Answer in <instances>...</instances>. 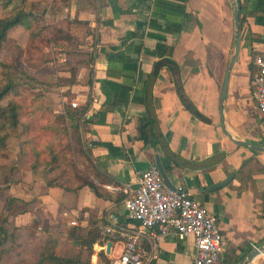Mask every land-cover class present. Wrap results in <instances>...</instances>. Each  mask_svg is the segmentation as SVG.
Here are the masks:
<instances>
[{"label": "crops", "instance_id": "0c3cea01", "mask_svg": "<svg viewBox=\"0 0 264 264\" xmlns=\"http://www.w3.org/2000/svg\"><path fill=\"white\" fill-rule=\"evenodd\" d=\"M45 1L55 3L48 9L51 18L86 21L92 35L85 36V44L92 46L93 59L91 83L69 85L76 106L85 107L86 165L66 164L59 183L44 182L38 202L44 216L82 227L95 225L102 242L92 244V264H102L98 251L110 260L119 252L120 232L136 231L139 245L149 249L152 239L126 214L121 188L135 187L137 171L155 164L157 154L171 185L215 215L222 234L221 264H238L252 246L264 242V150L235 142L224 130L232 138L264 146V116L256 107L251 83L256 70L253 55L261 49L264 33V0H236L238 22L242 19L238 52L222 101L223 127L219 91L234 36L229 0ZM29 11L37 14L33 8ZM23 27L12 26L6 38ZM26 34L24 29V38ZM162 46L170 47L177 72L163 64L154 67L166 54L160 55ZM84 71L78 66L76 78ZM175 83L206 119L184 105ZM146 103L156 119V146L143 144L136 136ZM164 141L178 163L165 153ZM230 172L233 176L224 185L209 188ZM105 225L112 226L113 233H104ZM157 244L155 256L145 264L191 263V236H166ZM250 264H264V253Z\"/></svg>", "mask_w": 264, "mask_h": 264}, {"label": "rangeland", "instance_id": "374dc122", "mask_svg": "<svg viewBox=\"0 0 264 264\" xmlns=\"http://www.w3.org/2000/svg\"><path fill=\"white\" fill-rule=\"evenodd\" d=\"M54 5L45 0L38 5H30L27 0H10L2 5L0 0V16H7L18 7L33 8L37 14L30 25H44L47 37L37 43L38 50H28L24 46V29L28 32L30 28L23 27L21 31H13L14 37H7L0 46V81L8 79L15 86V92L0 99V105L11 99L20 104L18 121L4 129L6 137L0 145V264H39L37 252L46 233L58 236L59 254L73 257L78 250L80 261L86 264L85 252L70 243L55 225L56 219H47L38 204L44 182L59 183L66 164L86 165L85 152L79 154L75 145L68 146L63 115L74 100V92L69 88L73 73L68 75L74 65L68 52L84 50L83 44L88 39L83 25L68 22L63 16L58 20L49 17L48 9ZM58 28L71 34L72 39L49 40ZM51 146L54 153L48 151ZM50 155L53 165L40 162L42 158L49 160ZM35 157L40 162L38 166L32 165ZM98 259L109 264V258L108 262Z\"/></svg>", "mask_w": 264, "mask_h": 264}, {"label": "built area", "instance_id": "2783aa9c", "mask_svg": "<svg viewBox=\"0 0 264 264\" xmlns=\"http://www.w3.org/2000/svg\"><path fill=\"white\" fill-rule=\"evenodd\" d=\"M259 41L261 49L253 55L256 70L251 83L256 107L264 116V33ZM71 104L76 106L74 101ZM135 182L133 188L122 186V205L152 242L146 249L139 245L136 231L120 232L121 248L111 257V264H145L155 256L157 240L166 236H191L194 252L190 264H221L222 234L212 212L186 191L167 186L155 164L138 170ZM102 231L111 234L114 229L105 225Z\"/></svg>", "mask_w": 264, "mask_h": 264}, {"label": "trees", "instance_id": "16d2710c", "mask_svg": "<svg viewBox=\"0 0 264 264\" xmlns=\"http://www.w3.org/2000/svg\"><path fill=\"white\" fill-rule=\"evenodd\" d=\"M24 1V0H22ZM10 2V0H2V5H6ZM35 14L32 13L29 10H24L21 7H18L14 12L7 16H0V46L2 43L6 40V34L7 30L11 28L14 25H22L24 27L30 28L26 35V41H25V48L38 50L37 43L40 40L46 39V29L44 25H34L31 27L30 21L35 18ZM241 16L239 17V23L241 22ZM69 22H75L76 24L83 25L85 28L86 35L91 34V30L88 28L86 21L72 19ZM54 42L61 41V40H70L72 39L71 34H69L67 31L62 29H56L53 36H51V39ZM80 43V42H79ZM83 44V43H81ZM79 44V45H81ZM85 45V46H84ZM85 47L84 50L76 49L78 51H70L68 52L69 58L71 60L72 65H74L73 69L70 68V72L68 75L71 76V72L73 73V79L69 80V85L72 83H75L77 81H80L85 84L91 83V74H92V66L91 62L93 59L92 56V46H86V44H83ZM87 48V49H86ZM166 53L164 56H162ZM160 55L162 56L161 59H158L154 63V67L157 68V66L163 64L166 65L167 68L171 72H177L179 70V65L170 57V47L162 46L160 50ZM36 65H38V62H36ZM35 65V64H33ZM78 66H84L85 71L84 74L78 78H76V72L78 69ZM35 72V69L33 70ZM83 78V79H82ZM175 88L180 96V99L184 103V105L193 113H195L197 116L201 117L202 119H206L203 115L199 114L195 108L184 98L183 90L180 83H175ZM15 92V86L13 83L8 79H2L0 81V99H2L4 96H6L8 93ZM19 109L20 104L15 99L8 100L4 105H0V145L4 143L6 133L4 129L7 126L13 125L18 121L19 117ZM85 111V107L81 106H72L67 107L64 112V118H65V135L67 137V143L68 146L72 147L73 145L76 146L77 152L79 154H83V141H82V134L84 131L82 116ZM145 119H140L139 123L136 127V136L140 138L143 142V144L149 143L152 146H156L157 139L155 136V130H154V124H155V117L153 114V109L150 108L146 103L145 108ZM66 129H70V132H66ZM75 142V144H74ZM161 146L164 149L165 153L168 155L169 158H171L174 162L178 163L174 155L168 150L167 144L164 141L161 142ZM49 152L54 153L53 147L51 146L48 149ZM38 151L35 152V156H38ZM53 156L50 155L49 160H43L40 161L43 164L53 165L54 160L52 159ZM84 158L85 155H84ZM40 162L37 160V157H35V160L32 161L33 166H38ZM52 183V182H51ZM49 181L47 184H51ZM34 219V218H32ZM59 221V222H57ZM56 226H59L60 229L63 231L66 238L70 241L72 245L77 247V249L83 250L85 252V263L86 264H92L90 262V254L92 253V244L95 241L102 242V235L99 233L98 228L91 224L86 227L79 226L77 224H68L61 220L55 221ZM52 224V223H50ZM49 227V226H48ZM44 237L39 250L37 252V262L39 264H83L80 261L79 258V251L77 250L78 255H75L73 257L70 256H64L58 253L56 244L58 242V236L55 235H47ZM249 249V247L245 248L243 252L239 255H237L235 258L240 259L242 255ZM98 257L105 260V262H108V258L102 251L97 252ZM109 264H111V260L109 259Z\"/></svg>", "mask_w": 264, "mask_h": 264}, {"label": "water", "instance_id": "95a60500", "mask_svg": "<svg viewBox=\"0 0 264 264\" xmlns=\"http://www.w3.org/2000/svg\"><path fill=\"white\" fill-rule=\"evenodd\" d=\"M229 3L232 7V14H233V26H234V36H233V49H232V53L225 65L224 68V72H223V78H222V82L220 85V91H219V101H218V108H219V118H220V123L221 126L223 127V122H222V101L224 98V94H225V90H226V82H227V78H228V74L230 71V68L236 58L237 52H238V47H239V22H238V5L236 0H229ZM225 133L227 134V136L230 139H233L235 142L241 143V144H247L252 148L255 149H261L264 150V146H258V145H254L251 143H248L247 141H242L240 139H235L232 138L231 135L226 132V130H224ZM154 162H155V166L157 167V169L159 170V173L161 175L162 180L164 181V183L171 187L174 188L171 183L169 182L164 169L162 168L159 159H158V155L154 154ZM233 176V172H230L229 174H227V176L225 178H223L222 180L213 183L209 186V188H216V187H220L222 185H224L227 181H229ZM105 251H108V242L105 245ZM260 253H264V242L258 244V245H254L252 246L246 253L245 255L241 258V260L239 261L238 264H250V261L258 254Z\"/></svg>", "mask_w": 264, "mask_h": 264}]
</instances>
